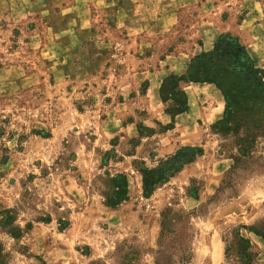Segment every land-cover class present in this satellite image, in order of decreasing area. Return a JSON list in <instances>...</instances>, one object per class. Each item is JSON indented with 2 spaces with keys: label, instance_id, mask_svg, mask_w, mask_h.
Segmentation results:
<instances>
[{
  "label": "rangeland",
  "instance_id": "1",
  "mask_svg": "<svg viewBox=\"0 0 264 264\" xmlns=\"http://www.w3.org/2000/svg\"><path fill=\"white\" fill-rule=\"evenodd\" d=\"M69 1L0 0V264H87L133 239L151 264L161 229L182 210L193 211L191 256L182 264H239L235 246L225 259L223 241L238 228L250 240V264H264V240L253 230L264 231V137L225 176L233 163L227 151L236 149L231 135L214 128L223 114L221 90L184 83L190 106L166 130L170 117L159 96L162 79L183 74L220 34L236 36L264 69L263 30L243 19L245 1L219 0L221 15L210 19L197 15L199 3L180 5L176 19L159 28L155 15L171 0H146L147 24L131 37L102 8L76 24L71 14L79 9ZM259 1L254 24L262 21ZM203 42L208 48L199 50ZM165 67L172 71L155 87L148 71ZM109 150L116 157L101 168ZM175 153L191 161L144 195L141 170L163 167ZM107 167L128 182V198L113 207L92 186Z\"/></svg>",
  "mask_w": 264,
  "mask_h": 264
},
{
  "label": "trees",
  "instance_id": "2",
  "mask_svg": "<svg viewBox=\"0 0 264 264\" xmlns=\"http://www.w3.org/2000/svg\"><path fill=\"white\" fill-rule=\"evenodd\" d=\"M186 82L214 83L221 90L224 98L223 114L214 128L222 135H231L234 138L232 145L236 153L227 151L233 163L225 172V176L235 174L237 168L241 167L240 163L250 157L257 138L264 137V69L255 65L236 36L220 34L210 50L189 59L183 74H169L162 79L159 96L164 105V112L170 117V122L162 126L165 130L172 127L176 115L187 110V96L184 90ZM238 113H241L239 117ZM258 114H261L260 118L253 117ZM115 157L113 150L104 152L100 167H106ZM179 158L178 153H175L167 157L163 167L156 170L144 167L141 170L144 174V195L158 182L172 176L185 163L191 161H179ZM165 165H168V172H165ZM223 183L224 179L214 194L215 198L218 197V192L223 190ZM92 186L108 206L113 207L128 198V182L123 172L110 173L107 167L95 175ZM192 213L193 211L182 210L173 221L168 222V228L161 229L151 264H182L189 260L191 252L188 229ZM58 220L61 228L68 224L67 220ZM239 229H233L229 236H223L225 259L229 258L231 247L235 246L238 249L234 254L235 262L250 264V240L243 236ZM253 230L264 240L262 229L253 227ZM15 231L14 234H17L21 230L17 227ZM147 253V248L136 239L122 240L107 259H92L87 264H147L144 260Z\"/></svg>",
  "mask_w": 264,
  "mask_h": 264
},
{
  "label": "crops",
  "instance_id": "3",
  "mask_svg": "<svg viewBox=\"0 0 264 264\" xmlns=\"http://www.w3.org/2000/svg\"><path fill=\"white\" fill-rule=\"evenodd\" d=\"M244 1L247 5V11L243 19H245L247 23L251 24L252 29H257L259 27L262 28V34L258 35V43L260 44L261 49L264 50V10H262L261 23L257 22L256 24H254L255 22H250V19H254L255 4H259L260 1ZM69 2L71 5H75V7L79 9V13L71 14V19H78L76 24H79L80 26L86 25L85 19H91L90 15L93 8H102L104 10L106 9L107 11H111L113 16L112 19H115L117 25L123 26L126 29L129 37L139 33L143 29V27L145 28V25L147 24V20L149 18V11L152 8V4L147 2L146 0H70ZM193 2H196V4L199 3L197 4L199 5L198 8L201 7V9H198L197 15L202 17V19H210L212 18L210 16L216 17L217 15L219 17L224 7L223 2L219 0H171L164 12L155 15V23L157 27L164 28L168 24H171L173 20L176 19V9L178 8V6H183L188 3L193 4ZM204 43L205 42H203V45H200L199 50H201L202 47L208 48ZM259 55L260 54H254V57L258 61H261L262 59L259 58ZM172 57L174 58V60H181V57L178 54H173ZM262 57L264 58V56ZM171 71V67H165L163 69L157 68L151 71L149 70V82L153 83L154 86L157 87L160 83L159 80L161 79V77L169 74V72ZM187 105L190 106L189 101H187ZM180 114L175 116V120Z\"/></svg>",
  "mask_w": 264,
  "mask_h": 264
}]
</instances>
